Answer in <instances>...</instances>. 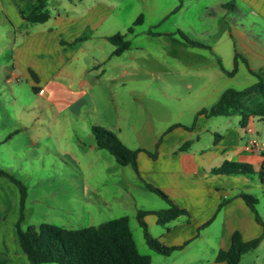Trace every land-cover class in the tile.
I'll return each instance as SVG.
<instances>
[{
  "label": "crops",
  "instance_id": "obj_1",
  "mask_svg": "<svg viewBox=\"0 0 264 264\" xmlns=\"http://www.w3.org/2000/svg\"><path fill=\"white\" fill-rule=\"evenodd\" d=\"M49 2L46 7L50 17L42 24H31L23 19L21 0L17 2L18 9L14 5L17 24L15 21L12 23L10 54L6 66L3 65L8 83L10 80H25L32 89H36L38 96H42L56 110V114H72L77 118V125L78 119L84 120L85 107L82 104L92 107L89 109L91 116L99 111L91 91L103 82L113 87H125L132 82L141 86L134 98L139 112L146 113L143 109L147 95L153 103L167 101L175 105L177 119L148 145L139 141L141 147L136 149L140 150L136 158L137 173L131 166L118 165L114 158L101 167V171L111 170V175L127 179L124 185L115 189L114 194L109 192L112 195L109 204H116L115 209L118 201L127 205L129 213L122 217H128L129 228L130 218L137 221L139 211L156 212L168 208L165 201L166 208L153 197L158 196L146 185L162 191L187 213L166 225H160L154 214L144 217L148 233L154 240L168 247H181L163 256L145 243L152 251L145 254L151 264H227L217 262L216 257L219 251L230 248L234 233H239L243 242L264 235V225L257 222L255 214L241 197L245 194L257 200L256 212L264 224V216L259 212L260 207L264 209V179L258 176L264 163V117L253 118L242 126L237 115L211 118L197 115L199 111L216 104L227 89L236 90L231 84L241 69L251 75L248 67L264 79V0H59L55 13L50 12ZM231 2L233 4L229 7ZM5 4L8 8L9 3L0 0V16L4 14ZM122 10V14L126 12V32L142 17V23L133 27L132 33L124 34L130 48L120 56H112L113 46L109 55L99 56L100 43H110L107 38L120 33L101 31V28ZM184 15H188L187 21H183ZM169 17L173 18V30L182 39L177 44L182 53L205 60L197 51H209L216 62H132L131 46L138 35L157 37L159 34L151 29L161 26ZM244 18L250 19L253 32L244 27ZM143 27H147L146 30ZM165 35L174 36L169 32ZM83 36V41L69 48V44ZM223 36L234 42V45L230 44L231 62H222L217 51L219 38ZM191 42L199 44V47L191 45ZM235 54L241 56L238 70L234 76H228L227 72L233 69ZM3 55L4 49L0 47L2 59ZM122 55L129 58H123V62L113 60ZM165 75H171L170 80L174 84L171 92H167L171 81ZM256 81L250 80L247 87ZM154 83L159 84V89L157 93L149 94L148 89ZM127 94L133 95L131 91L120 95ZM114 104L122 112L123 104ZM53 126L56 135L51 136L54 135L57 141L69 137L66 122L59 119ZM92 126L109 131L118 128L111 129L98 120L79 127L91 131ZM21 135L27 146L36 144L37 135L30 134L27 126L18 125L0 132V147L21 140ZM253 140L260 148L258 151L251 144ZM120 141L127 145L122 139ZM186 143L190 145L183 149ZM95 147L96 143L91 148ZM149 153H154L155 158ZM224 162L246 164L252 168V173L233 176L213 174L212 170L221 167ZM15 187L8 179L0 180V264H29L19 246L17 230L11 229L13 226L16 228L19 217L20 194ZM101 192L103 190L97 191L98 198L102 196ZM105 193L108 194V191ZM262 247L264 239L255 250L241 256L240 264H264ZM158 255L162 258H157Z\"/></svg>",
  "mask_w": 264,
  "mask_h": 264
},
{
  "label": "rangeland",
  "instance_id": "obj_2",
  "mask_svg": "<svg viewBox=\"0 0 264 264\" xmlns=\"http://www.w3.org/2000/svg\"><path fill=\"white\" fill-rule=\"evenodd\" d=\"M6 1L9 3L8 8L5 4L4 14L0 16V47L4 49L3 59L0 57V132L11 129L12 126L25 125L29 128L30 134L34 133L38 137L33 146L23 143L25 139L23 140V135H21V140L8 142L0 147V169L13 175L27 190L28 197L24 210V221L20 224L21 229L26 230L29 226L40 224H51L65 229H81L97 227L108 220L126 216L125 214L129 213L127 205L118 201L119 204L115 209L116 204L110 205L109 197H112L111 194H114L115 189L124 185L127 179L123 176L118 178L114 174L111 175V170L101 171L103 164L107 165V161L111 162L114 159L107 151L96 147L92 149L95 141L91 131L81 129L79 126L91 120L101 121L111 129L117 126L118 128L110 131L117 138L125 141L129 149L136 150L141 147L139 146L140 140L144 145H148L169 123L177 119L174 113V103L167 101H162V104L153 103L148 99L150 95H147L146 106L143 109L146 113L139 112L134 98L135 93L140 92L141 86L132 82L126 84L125 87H113L110 83L103 82L95 85L91 91L95 107L99 109L94 115L92 114L95 117H92L89 111L92 107L88 108L85 104H82L85 107L83 109L84 120L78 119V125L75 124L77 118L72 114H56V110L42 96H38L25 80L7 82L8 74L3 65L6 66L7 57L10 54L12 23L16 20L14 5L18 9V0ZM21 1L23 8L33 0ZM119 1L123 2V0ZM57 3L59 0H50L51 13H55ZM127 8L125 7L126 10ZM122 13L123 10L116 15L117 17L114 16L106 22L101 31H119L120 35L127 33L124 26L126 12ZM244 13L248 16L247 12L244 11ZM182 19L187 21L188 15H184ZM15 23L17 24V21ZM244 27L249 29V32L252 31L253 26L250 25V19L244 18ZM143 28L146 30L147 27ZM151 30L159 35L155 38L147 37L146 34L138 35L137 40L131 46L132 62H216V58L209 51H197L205 57V60L195 59L192 56L191 58L185 52L182 53L177 45L182 42V39L173 30V18L171 17L165 19L161 26ZM166 32L173 33L174 36H166ZM219 40L217 51L222 62H231L230 46L234 45V42L232 43L228 38L224 39V36ZM100 44L102 45L98 51L99 56L109 55L114 49L110 43ZM74 47L69 46V48ZM123 58L126 60L129 57L122 55L119 59L113 58V60L123 62ZM165 76L169 78L168 81H171V75ZM250 80L256 81V78L249 75L245 69H241L231 87L243 90ZM170 83L166 88L167 92L173 89L174 84L172 81ZM157 89H159V84L154 83L148 89V93H155ZM129 91L133 95H120ZM115 102L123 104L121 105L124 108L122 112L116 109ZM58 117L60 121L67 123L69 131V137L60 141L54 138L56 133L53 124L59 121ZM51 134L54 135L51 136ZM114 164L117 166L116 163ZM5 179L0 178V180ZM12 185L14 186L13 183ZM102 190V196L99 198L103 201H100L96 194L97 191ZM106 190L108 194L105 193ZM153 197L166 208L162 199ZM16 212L18 215V208ZM259 212L264 216L262 207L259 208ZM11 229L15 232L17 230L15 226ZM130 229L139 252L143 255L152 252L145 245L143 231L133 218H130ZM261 251L264 255V247ZM157 258L162 257L158 255Z\"/></svg>",
  "mask_w": 264,
  "mask_h": 264
},
{
  "label": "trees",
  "instance_id": "obj_3",
  "mask_svg": "<svg viewBox=\"0 0 264 264\" xmlns=\"http://www.w3.org/2000/svg\"><path fill=\"white\" fill-rule=\"evenodd\" d=\"M48 0L29 1L20 11L24 20L31 24H42L49 20V11L47 10ZM229 7L232 4H228ZM142 23V17H139L133 27ZM133 27L128 29V34L132 33ZM85 39V36L78 38L74 43H79ZM115 47L112 56H120L130 48V42L124 35H114L107 38ZM191 45L199 47V44ZM241 56L235 54L233 59V69L227 72L228 76H234L237 73L239 59ZM247 66V62L243 59ZM251 75L257 78L255 84L243 89H227L223 92L216 104L208 109H203L197 115L211 117L239 116L242 126L256 117H264V79L259 74H255L248 68ZM36 91L35 88H33ZM172 128V127H171ZM170 130V129H169ZM91 133L95 139L96 147L99 150L107 151L122 167L131 166L137 173L136 158L140 150H132L126 147L116 135L109 130L92 126ZM190 144L186 143V148ZM150 157L155 158V154L149 153ZM215 175H248L252 173V168L246 164L224 162L221 167L212 170ZM259 178L264 179V163L258 174ZM0 177H6L19 190V219L16 224L19 246L29 260V264H151L148 256L141 255L137 249L133 235L129 228L128 217H120L108 220L97 227H86L81 229H65L51 224H40L38 226H29L22 230L20 224L24 220L25 200L27 197L26 187L10 173L0 169ZM147 189L157 195L168 205V208L161 211L149 212L139 211L136 215L139 226L143 230L146 245L155 253L168 256L173 251L181 247H168L154 240L148 233L144 217L154 214L158 218L160 225H166L180 216L187 213L179 209L169 198L159 189L146 185ZM241 197L255 214L258 223L262 224L260 217L256 212L257 200L251 196L242 194ZM264 235L249 242H243L239 233H234L231 239V246L226 251H219L216 261L226 262L227 264H240L241 256L249 251L255 250Z\"/></svg>",
  "mask_w": 264,
  "mask_h": 264
},
{
  "label": "built area",
  "instance_id": "obj_4",
  "mask_svg": "<svg viewBox=\"0 0 264 264\" xmlns=\"http://www.w3.org/2000/svg\"><path fill=\"white\" fill-rule=\"evenodd\" d=\"M251 144H252V146L255 148V150H259L260 148L258 147V145H257V142L255 141V140H253L252 142H251Z\"/></svg>",
  "mask_w": 264,
  "mask_h": 264
}]
</instances>
